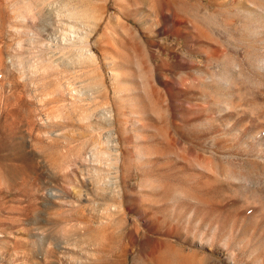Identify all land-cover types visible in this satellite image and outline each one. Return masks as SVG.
I'll return each instance as SVG.
<instances>
[{
    "label": "rangeland",
    "instance_id": "rangeland-1",
    "mask_svg": "<svg viewBox=\"0 0 264 264\" xmlns=\"http://www.w3.org/2000/svg\"><path fill=\"white\" fill-rule=\"evenodd\" d=\"M0 264H264V0H0Z\"/></svg>",
    "mask_w": 264,
    "mask_h": 264
},
{
    "label": "bare ground",
    "instance_id": "bare-ground-1",
    "mask_svg": "<svg viewBox=\"0 0 264 264\" xmlns=\"http://www.w3.org/2000/svg\"><path fill=\"white\" fill-rule=\"evenodd\" d=\"M26 2V1H25ZM27 5H30V4H28L27 3ZM25 6H26V4H25ZM32 6V5H31ZM31 6H27V10H26V13H20V14H18L20 17H22V19L21 20H23V17H25V19H26V14H27V12H30L31 10H33V9H31L30 7ZM19 8V7H18ZM22 8V7H21ZM20 8V10L22 11V9ZM24 11V10H23ZM31 13V12H30ZM29 18V17H28ZM88 45V44H87ZM21 46V45H20ZM83 47H84V45H82V47L80 48V49H78V51H80L81 49H83ZM87 47V46H86ZM84 49H85V47H84ZM81 53V52H80ZM79 54V53H78ZM70 88V87H69ZM73 88V87H72ZM69 90H72V89H69ZM49 115V114H48ZM46 116V115H45ZM42 117V116H41ZM48 117V118H47ZM46 118V120L44 119L45 117L43 116V123L44 124H46V126H47V124H48V126H49V123H50V121H51V118L49 117V116H47ZM55 120V119H54ZM61 120V119H60ZM42 123V124H43ZM51 124V123H50ZM79 150H78V152L77 153H73L72 155H74L75 156V158L74 159H72L73 160V162H70L68 165H67V169L69 170L68 172H66L65 173V178L68 176V177H70V179H72L71 178V176H70V174H69V172L70 171H73L74 170V168H75V166H76V168L78 167V166H82V165H79L80 163L82 164V162L84 161V163H87V162H85V161H90V162H92L93 160H96V158L97 157H99V151H98V146H93V147H91V148H89V149H83L82 147L81 148H78ZM73 156V157H74ZM68 163V162H67ZM66 163V164H67ZM99 163H96V162H94V163H91L90 165L91 166H93V168L94 169H92L91 168V171H92V173H93V175H92V179L94 180V183L96 184H100L101 183V181H105V179L102 177V175L100 174V172L98 171V168H99V165H98ZM84 165H86V164H84ZM16 168V167H15ZM9 169V168H8ZM19 169V168H18ZM78 169V168H77ZM90 169V168H89ZM9 170H12L13 171V169H9ZM81 170V169H80ZM11 171V172H12ZM15 172H16V170H14ZM18 171V170H17ZM14 172V173H15ZM8 173H9V171H8ZM20 173V172H19ZM82 173H83V171H82ZM12 174V173H11ZM16 174V173H15ZM18 174V173H17ZM24 174V173H23ZM87 180H88V178H87V176L84 174V178H83V183L85 182V183H87ZM91 180V179H90ZM80 184V183H79ZM96 184V185H97ZM118 183L117 182H114V183H112V182H106L105 183V185H104V187H103V192H100V194H98V196H106V195H109L108 194V191H111V192H115V190H116V188H118ZM110 192V193H111ZM116 192H117V190H116ZM115 192V193H116ZM118 194H120V192L119 193H117V196H119ZM79 195H81V194H79ZM112 195V194H111ZM97 196V197H98ZM110 196V195H109ZM108 196V197H109ZM80 197H82V196H80ZM104 197H102V199L104 198ZM111 197H113V196H111ZM110 197V198H111ZM100 198V197H99ZM107 198V197H106ZM120 198H123V196L122 195H120ZM119 198V199H120ZM94 199V198H93ZM96 201V200H95ZM94 201V202H95ZM102 204V203H101ZM114 205V206H113ZM120 206V205H119ZM79 207H81V206H79ZM114 207H115V209L117 208V206H116V204H111V203H106L105 202V204L104 205H97L96 203L95 204H91V205H89V207H88V211H89V215H91V216H94V217H96V216H98V215H101V216H106L107 218H110L111 216H113V214L115 213V210H114ZM120 208H121V206H120ZM81 214L83 215L82 217H84V218H86V215H85V211L87 210V207H82L81 209ZM78 211H79V209H78ZM87 211V212H88ZM79 213H80V211H79ZM116 216V215H115ZM78 224V223H77ZM79 225V224H78ZM81 225V224H80ZM83 226V225H82ZM80 227V226H79ZM64 228V227H63ZM73 228H75L74 226L72 227L71 226V228L70 229H68V227H66V229L64 228L63 229V231H64V237L67 239L66 241V243H68L69 244V242H68V240H69V238H71V236H70V234H71V232H70V230L71 229H73ZM72 232H77V228H75ZM56 234V233H55ZM54 238V237H53ZM64 239V238H63ZM53 240V239H52ZM65 240V239H64ZM49 241V244H48V246L50 245V244H52L53 243V241H50L49 239H47V242ZM71 244V243H70ZM49 251H52L53 252V249H50L49 248ZM54 253V252H53ZM49 254H51V252H49Z\"/></svg>",
    "mask_w": 264,
    "mask_h": 264
}]
</instances>
